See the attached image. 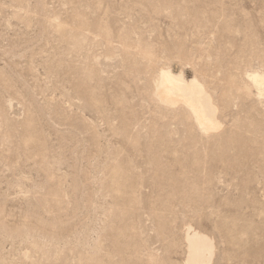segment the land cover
Here are the masks:
<instances>
[{"label": "rangeland", "instance_id": "obj_1", "mask_svg": "<svg viewBox=\"0 0 264 264\" xmlns=\"http://www.w3.org/2000/svg\"><path fill=\"white\" fill-rule=\"evenodd\" d=\"M162 68L217 132L157 99ZM254 70L264 0H0V264H183L189 224L211 264H264Z\"/></svg>", "mask_w": 264, "mask_h": 264}, {"label": "bare ground", "instance_id": "obj_2", "mask_svg": "<svg viewBox=\"0 0 264 264\" xmlns=\"http://www.w3.org/2000/svg\"><path fill=\"white\" fill-rule=\"evenodd\" d=\"M247 79L257 90L258 96L264 99V73L254 70ZM154 94L167 107L183 105L187 108L190 119L204 134L217 132L223 125L218 116L217 104L197 77L188 78L182 71L175 73L169 68H162L154 86ZM185 230L187 254L183 264H211L216 248L214 238L190 224Z\"/></svg>", "mask_w": 264, "mask_h": 264}]
</instances>
